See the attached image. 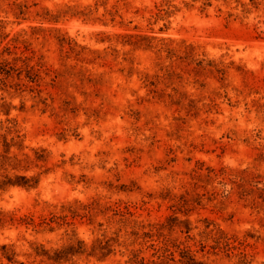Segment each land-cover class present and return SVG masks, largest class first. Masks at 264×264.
<instances>
[{
	"label": "rangeland",
	"instance_id": "rangeland-1",
	"mask_svg": "<svg viewBox=\"0 0 264 264\" xmlns=\"http://www.w3.org/2000/svg\"><path fill=\"white\" fill-rule=\"evenodd\" d=\"M2 246L264 264V0H0Z\"/></svg>",
	"mask_w": 264,
	"mask_h": 264
},
{
	"label": "trees",
	"instance_id": "trees-1",
	"mask_svg": "<svg viewBox=\"0 0 264 264\" xmlns=\"http://www.w3.org/2000/svg\"><path fill=\"white\" fill-rule=\"evenodd\" d=\"M8 64L9 63H7V62L5 63L6 66H8ZM29 71H31V70H29ZM5 185L19 186L20 184H18L16 182H7ZM0 251H1L0 258L7 260V262L9 264H23V263H19L15 260V255L6 246H2Z\"/></svg>",
	"mask_w": 264,
	"mask_h": 264
}]
</instances>
